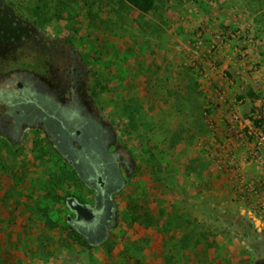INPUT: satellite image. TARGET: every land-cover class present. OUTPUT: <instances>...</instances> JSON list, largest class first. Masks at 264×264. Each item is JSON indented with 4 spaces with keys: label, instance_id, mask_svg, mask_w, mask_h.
Wrapping results in <instances>:
<instances>
[{
    "label": "rangeland",
    "instance_id": "1",
    "mask_svg": "<svg viewBox=\"0 0 264 264\" xmlns=\"http://www.w3.org/2000/svg\"><path fill=\"white\" fill-rule=\"evenodd\" d=\"M72 54L135 163L117 223L83 244L69 166L0 136V264H264V0H0V77Z\"/></svg>",
    "mask_w": 264,
    "mask_h": 264
},
{
    "label": "flooded vegetation",
    "instance_id": "2",
    "mask_svg": "<svg viewBox=\"0 0 264 264\" xmlns=\"http://www.w3.org/2000/svg\"><path fill=\"white\" fill-rule=\"evenodd\" d=\"M66 58L58 67V85L39 81L29 70L10 68L3 73L0 136L18 144L34 131L59 162L69 166L75 193L65 200L72 213L66 221L85 245L99 246L117 223L116 196L135 163L128 161L114 126L92 106L90 76L81 55ZM72 198L93 214H79L70 205Z\"/></svg>",
    "mask_w": 264,
    "mask_h": 264
},
{
    "label": "trees",
    "instance_id": "3",
    "mask_svg": "<svg viewBox=\"0 0 264 264\" xmlns=\"http://www.w3.org/2000/svg\"><path fill=\"white\" fill-rule=\"evenodd\" d=\"M133 5L143 12H149L154 8V0H129ZM85 244V241H82Z\"/></svg>",
    "mask_w": 264,
    "mask_h": 264
},
{
    "label": "water",
    "instance_id": "4",
    "mask_svg": "<svg viewBox=\"0 0 264 264\" xmlns=\"http://www.w3.org/2000/svg\"><path fill=\"white\" fill-rule=\"evenodd\" d=\"M70 205L72 206V208L76 209V210L79 212V214H85L87 217H89V216H91V215L93 214V213H92L90 210H88L86 207H84V206L78 204V203L76 202V200L73 199V198L70 200Z\"/></svg>",
    "mask_w": 264,
    "mask_h": 264
}]
</instances>
